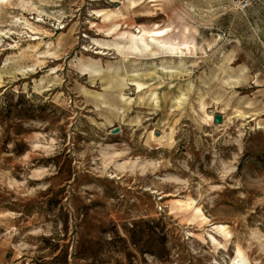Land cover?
I'll use <instances>...</instances> for the list:
<instances>
[{"label":"rangeland","instance_id":"obj_1","mask_svg":"<svg viewBox=\"0 0 264 264\" xmlns=\"http://www.w3.org/2000/svg\"><path fill=\"white\" fill-rule=\"evenodd\" d=\"M227 2H0V264H264V48ZM172 22L192 55L120 36Z\"/></svg>","mask_w":264,"mask_h":264},{"label":"bare ground","instance_id":"obj_2","mask_svg":"<svg viewBox=\"0 0 264 264\" xmlns=\"http://www.w3.org/2000/svg\"><path fill=\"white\" fill-rule=\"evenodd\" d=\"M5 0H0V2ZM143 0H127L128 12L131 14H142L145 12L152 13L155 4L160 3L162 0H148L147 5H153L148 10L139 9ZM98 14H100L98 12ZM115 14L112 15L114 17ZM124 19L119 22H114L111 31H119L124 26ZM196 31L188 26L178 25L172 22L166 27H159L154 25L152 28L147 26H136L129 28L122 32L120 36L122 40L130 41L131 49H139L138 43H141L146 49L152 45H158L166 52L175 53L179 52L183 56H190L196 51L195 42ZM153 51V50H152Z\"/></svg>","mask_w":264,"mask_h":264},{"label":"crops","instance_id":"obj_3","mask_svg":"<svg viewBox=\"0 0 264 264\" xmlns=\"http://www.w3.org/2000/svg\"><path fill=\"white\" fill-rule=\"evenodd\" d=\"M230 1L232 3V0ZM242 15L246 24L252 29L251 38L262 41L264 48V0H253V5Z\"/></svg>","mask_w":264,"mask_h":264},{"label":"built area","instance_id":"obj_4","mask_svg":"<svg viewBox=\"0 0 264 264\" xmlns=\"http://www.w3.org/2000/svg\"><path fill=\"white\" fill-rule=\"evenodd\" d=\"M237 12L243 13L253 5V0H232Z\"/></svg>","mask_w":264,"mask_h":264},{"label":"water","instance_id":"obj_5","mask_svg":"<svg viewBox=\"0 0 264 264\" xmlns=\"http://www.w3.org/2000/svg\"><path fill=\"white\" fill-rule=\"evenodd\" d=\"M215 123L220 124V123H221V119H220L219 117H217V118L215 119ZM117 133H118V129H114V130L112 131V134H117Z\"/></svg>","mask_w":264,"mask_h":264}]
</instances>
